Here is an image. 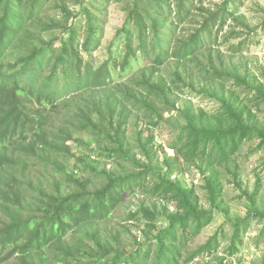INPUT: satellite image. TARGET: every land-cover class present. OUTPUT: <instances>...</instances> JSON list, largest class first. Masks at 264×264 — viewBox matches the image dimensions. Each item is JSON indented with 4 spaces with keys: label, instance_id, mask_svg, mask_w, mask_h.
<instances>
[{
    "label": "trees",
    "instance_id": "16d2710c",
    "mask_svg": "<svg viewBox=\"0 0 264 264\" xmlns=\"http://www.w3.org/2000/svg\"><path fill=\"white\" fill-rule=\"evenodd\" d=\"M243 2L0 0V264H233L255 222L264 242L258 173L224 256L219 232L191 248L223 208L224 171L242 188V145L264 148ZM112 3L125 20L98 58Z\"/></svg>",
    "mask_w": 264,
    "mask_h": 264
},
{
    "label": "rangeland",
    "instance_id": "374dc122",
    "mask_svg": "<svg viewBox=\"0 0 264 264\" xmlns=\"http://www.w3.org/2000/svg\"><path fill=\"white\" fill-rule=\"evenodd\" d=\"M223 0H205V4L214 5ZM240 13L247 17L248 22L256 30L254 39L249 34L245 35L247 41L244 44L243 55L241 58L247 61L248 66L253 69L263 68L264 71V0H244L240 7ZM126 12L120 4L112 3L108 7V14L106 15L105 35L101 48L95 53L98 58L102 57V50L108 41L114 36L117 28H119L125 20ZM227 30V29H226ZM241 39V38H240ZM240 39H233L232 43H238ZM253 39V40H252ZM229 45V44H228ZM224 44L222 47L228 46ZM193 102L203 107L208 111H213L218 106V102L202 96H192ZM158 143L166 146L175 136V131L171 126L166 125L156 129ZM259 140L248 141L244 143L236 155V162L240 168V178L242 180V188L237 186L233 181L231 175L227 170L224 171L223 177V208L220 209L216 215L215 220L208 225L203 232L195 238L191 243V248H196L205 243L212 235L219 232L221 237V246L218 255L224 256V249L230 243L232 228L227 222L231 218L242 217L246 215L247 211L252 208V203L248 200L247 192H253L257 182V174L262 177V187L256 199V205L260 210H264V148L257 152H252L258 145ZM189 183L194 182L197 187V192L201 200L206 203V194L202 188L203 181L196 173H189L186 176ZM226 208L227 212L223 209ZM260 229L258 222H255L248 230L244 237L242 250L231 257L228 261L233 264H264V242H257V235ZM225 231L226 235H223ZM214 256L199 255L194 259L192 264H215Z\"/></svg>",
    "mask_w": 264,
    "mask_h": 264
}]
</instances>
